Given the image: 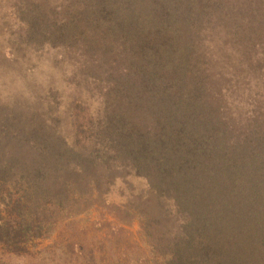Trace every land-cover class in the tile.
Instances as JSON below:
<instances>
[{
    "label": "trees",
    "instance_id": "trees-1",
    "mask_svg": "<svg viewBox=\"0 0 264 264\" xmlns=\"http://www.w3.org/2000/svg\"><path fill=\"white\" fill-rule=\"evenodd\" d=\"M6 9L2 63L44 48L71 69L0 102L3 263L95 207L105 239L136 222L144 247L110 264H264V0Z\"/></svg>",
    "mask_w": 264,
    "mask_h": 264
},
{
    "label": "rangeland",
    "instance_id": "rangeland-1",
    "mask_svg": "<svg viewBox=\"0 0 264 264\" xmlns=\"http://www.w3.org/2000/svg\"><path fill=\"white\" fill-rule=\"evenodd\" d=\"M10 1L0 0V27L6 26L4 30L12 31L13 36L15 25L12 23L8 27L10 22L8 15H6V7ZM0 48H2L1 44ZM16 55L18 56H15V59L11 62L2 63L0 61V102H10L16 100L19 96L22 99L24 95L38 89L40 83L42 86L55 83L58 86L60 85L59 88H61L63 82L60 73L64 72L65 69H71L70 61L66 65L65 61L55 62L59 56L52 49L42 48L24 55L18 51ZM63 93L66 94L67 91L63 89ZM102 218L104 217L99 214L95 207L89 209L86 213L74 216L72 223L74 229L60 225L57 232L55 231L51 237L34 238L25 242L24 247L28 254L24 257L14 258L13 264L19 261L34 264L37 260H41V263L45 264H87L83 253L87 250H90L93 254L94 264H110V262H115L116 255L119 254L117 253L119 247L122 249L123 246L132 244L130 246L132 251L139 253L143 251L144 247L136 234V222L124 225L117 236L105 239L103 233L109 227L99 228L96 223V221L101 222ZM105 218L109 219L108 216H105ZM71 231L73 235H70L68 239L62 238V235H56L58 232L67 235ZM70 239H80L84 245L83 252L78 253L74 247H70L67 244ZM0 264L5 263L0 260Z\"/></svg>",
    "mask_w": 264,
    "mask_h": 264
}]
</instances>
